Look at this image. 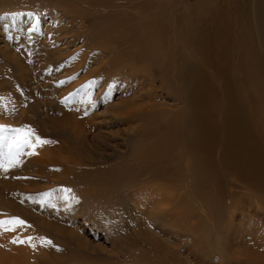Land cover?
<instances>
[{
    "label": "rangeland",
    "instance_id": "obj_1",
    "mask_svg": "<svg viewBox=\"0 0 264 264\" xmlns=\"http://www.w3.org/2000/svg\"><path fill=\"white\" fill-rule=\"evenodd\" d=\"M70 1L82 9L88 6L78 0ZM94 1L101 2L99 9L89 8L84 15L75 17L67 13L64 0H0V17H4L0 19V125L31 128L42 139L51 141L36 148L35 155H27L31 149L26 148L18 158L19 163L7 171L3 165L8 159V148L0 146V220L18 218L25 222L15 231H0L3 244H0V261L3 262L0 264L11 261H16L15 264H167L170 253L177 254V264H236L238 258L244 264L248 254L244 251L249 248L254 250L256 257L248 264H264V254L253 246L259 222H264V194L258 197L255 191H250V196L244 198L242 190L235 189L232 190L238 195L235 199L224 197L223 188L228 187L230 191L231 187L217 159L218 168L204 173L202 189L195 186L191 194H185V189L180 192L182 198H186L182 208L178 206L176 216H170L171 207H166V203L162 207L168 213H156L154 196L162 193L167 197L171 193L158 186L155 177L147 176V171L139 166L138 148L145 127L141 121L129 122L130 110L153 103V92L157 88L162 99L157 100L162 101L157 109L180 112L182 107L175 106L160 87L159 65L148 64L145 71L128 66L136 47L127 42L136 35L123 34L129 25L119 30L112 28L105 19L114 23L117 9L102 11L100 6L106 0H89L92 4ZM162 1L173 10V0ZM120 2L115 0L114 4ZM242 2L249 6L251 0ZM175 3L174 7L184 4L182 1ZM152 12L156 15L159 10L152 9L147 14L151 16ZM184 12L189 14L190 10ZM176 13L174 10L165 16L173 30L165 36L171 45L182 51L181 54L190 57V50L183 47L189 45L188 33H174L178 30ZM180 13V20L191 21L186 13ZM13 17H17L14 23ZM63 26L70 32L64 34L60 30ZM63 47L64 58H60ZM111 47L116 50L113 52ZM136 65L145 68L141 62ZM118 71L123 73L120 75ZM152 77L156 88L149 80ZM140 81L143 82L141 86ZM170 125L156 120L151 128H157L158 133L162 130L170 133ZM127 177L128 181L123 184ZM62 189L70 190L67 199L61 198L65 195ZM45 193L53 195L46 197ZM137 193H143L148 203L144 204L142 197L137 199ZM252 194L262 198L263 203L252 202ZM232 201L234 205L236 202L245 204L251 215L248 213L244 220L238 217V211L230 207ZM254 210L259 213L257 217L252 215ZM223 211L216 221L214 213ZM234 235L239 237L241 254L230 242ZM29 238L35 247L28 243H12L14 239L27 241ZM151 238L156 245H152ZM44 240L51 241V245H45ZM164 245L171 246L165 263L166 255L162 254L167 248L159 251V246Z\"/></svg>",
    "mask_w": 264,
    "mask_h": 264
},
{
    "label": "bare ground",
    "instance_id": "obj_2",
    "mask_svg": "<svg viewBox=\"0 0 264 264\" xmlns=\"http://www.w3.org/2000/svg\"><path fill=\"white\" fill-rule=\"evenodd\" d=\"M78 1L91 7L85 6L87 8L82 9L79 5L70 3V0H64L63 6L67 8V13L71 16L78 17L80 14L84 15L86 13L85 11L89 10V8L90 10H97L99 9L98 3H101L94 1L92 4L89 0H83V2L80 0ZM120 1L122 2L117 5V3L114 4L115 0H106L100 7L102 11L106 12L112 11L109 10L112 8L117 9L116 13L114 12L116 16H114V23L108 21L110 19H105V22H109L112 28L119 30L123 26L127 25L128 27L129 25L128 31H125L123 34L129 35V32H131L136 35L135 39L131 41V37L129 39L131 42H127L130 46L133 45L136 47V52L133 53V50L131 53L128 66L131 69L135 68L140 71H145L149 65H159L161 67L159 71V73L161 72L159 77V81L161 82L160 87L166 91L169 99L174 101L175 106L180 105L178 107H182L180 112L162 111L161 108L157 109V107L162 105V101L157 102L160 98L157 88V91L155 93L153 92L155 99L153 103L142 109L137 107V109H135L133 106V110H130L131 121L129 122L132 124L134 123L133 121H141V123H143V128L145 127V132L143 131L142 134L143 137L139 135L142 138H139L140 142L142 140V143H140L141 146L138 148V155L140 156L139 162H141L139 166L141 169L144 168L147 171V176L150 178L155 177L158 186L164 191L171 193V195L167 197H164L162 193H158L155 196L152 195L155 199L152 198L156 213L159 215L163 212L164 214L168 213L165 212V208L162 207L163 203H166V207H171L169 210H171L172 213L175 212V214L170 213V216H176L179 208H182V201L186 198H182L180 192L185 189V194H191L195 186L202 189L204 173H211L213 171L212 169L218 168L219 166H216V159L220 162L222 171L228 178V186L231 187L230 191L227 190L228 187L223 188L224 197L227 199L231 198V200L235 199L236 196H238L232 191L235 189L242 190L245 196L241 195V197L244 198L250 196V191H255L258 197L264 194V0H251L249 6L244 5L242 2L243 0H215L216 2L214 1L212 3L208 2V0H178V2H176L177 0H173L171 4L173 10H170L169 4H164L162 0H148L142 2L138 0V3H136V0ZM180 1L184 2V4L182 3L181 6H178V4L174 7V3H179ZM164 6H166L167 9H164ZM185 8L186 10H184ZM152 9H157L159 12L156 15L152 12L150 14L151 16H149L147 12L149 13ZM174 10H177L175 18L176 25L178 26V30L176 29L177 31L174 33H188L190 40H188L189 45H183V47L190 50V57L181 54L180 52L182 51H178L176 45H171L168 37L165 36L169 31H173L170 29L172 27L171 18L169 19L171 21L170 27L168 25V17L165 16L169 15ZM181 10L187 12L190 10V13L181 12ZM178 12L182 14L186 13L191 21L184 22L180 20L178 18ZM171 17H173L172 14ZM222 19L224 22L223 27L221 26ZM66 28V26H63L60 30L64 34L69 33L70 31ZM134 34L131 35L133 36ZM59 35L60 34H58V37ZM177 41H179V39H177ZM62 45H60V47ZM63 49L64 47L62 48L60 58H64V56L62 57L64 52ZM113 49L116 50V47ZM56 53H59V51ZM79 54L80 53H78V55ZM117 54L115 53V55ZM103 55H105V52ZM137 61L141 62L142 65L145 64V68L144 66L137 68ZM114 66L115 68L117 67L116 65ZM121 68L125 71L123 65ZM118 73L121 75L123 71H121V73L118 71ZM115 76L114 74L113 77ZM154 77L149 80L152 81L153 88H156ZM139 84L141 86L143 82L140 81ZM160 100L162 99L160 98ZM161 116L163 117L162 119H160ZM156 120H161L163 125L164 123L167 125L172 124V126H169L172 127L170 129L171 131L169 130L170 133H165L168 131L163 132V130L162 132L165 134H163L161 130V133H158L156 132L157 128L152 130L151 125L153 122L156 123ZM158 128L160 129V127ZM217 151H219V154H217ZM72 160L73 159H71V161ZM73 166L76 167L77 163L76 166ZM70 173L73 174V171L71 172L70 170ZM213 174L216 173L214 172ZM73 177L74 176H72V178ZM125 179L126 178H123L122 180ZM74 180L77 179L75 178ZM126 181H128V177L123 184H125ZM243 185H246V187ZM98 187L99 186H97V188ZM94 188L96 187L94 186ZM227 192H229V194ZM89 193L90 192H88V194ZM253 194L254 200H252V202L263 203L262 198H256ZM136 195L138 196H136L137 199L142 197L143 200H145L143 193H139V195L137 193ZM143 200L140 202L142 203ZM148 201L145 200L143 203L147 204ZM178 201L180 202L178 203ZM252 202H249L251 207ZM231 204H233V206L230 207H234L240 214L238 217L243 220L247 218L248 213H250V215L252 213L245 204L236 202L234 205V201H232ZM260 206L261 205L257 207ZM223 214L224 211L221 214L214 213L216 221L219 220ZM252 215L253 217H257L259 213L257 210H254ZM237 228H240V230L242 229L241 226L239 227V224ZM256 230L253 236L255 237L256 243L254 242L255 244L253 246L254 249L257 250L258 248L259 252L264 254L263 221L259 222ZM220 232L222 235V230ZM240 234L241 233H239V235ZM230 239L232 240L230 241ZM230 239L229 241L231 244L235 245L236 251L240 254L243 253V248H241L238 240L239 237L237 238V236H235ZM151 243L154 245L156 242L151 238ZM162 247L167 248L166 252L162 254L166 255L164 256L165 263V259L168 258L167 254L170 253L171 246H159V251H162ZM11 250L8 251V253L11 252ZM244 252L248 253L246 258L247 261L245 259L244 264H248L250 260H255L256 255L253 249L250 250L249 248ZM0 253H2V251ZM176 255L177 254L170 253L167 264H177V260L175 259ZM19 259H21V257H19ZM35 260H37V257ZM240 261V258H238L236 264H241ZM1 262L2 260L0 263ZM13 262L15 264L16 261ZM13 262L11 261V263ZM28 263H30V261Z\"/></svg>",
    "mask_w": 264,
    "mask_h": 264
},
{
    "label": "snow or ice",
    "instance_id": "obj_3",
    "mask_svg": "<svg viewBox=\"0 0 264 264\" xmlns=\"http://www.w3.org/2000/svg\"><path fill=\"white\" fill-rule=\"evenodd\" d=\"M4 19V17H0ZM17 17H13V23L16 21ZM51 143V141L44 140L38 135L35 134V131L31 128H11L8 126L0 125V146H5L8 148V159L7 162L3 165L4 170L7 171L9 167L19 163V156L24 154V150L31 149L27 152V155H35V149L42 147L46 144ZM65 195L61 198L67 199L68 193L70 190H63ZM53 193H45L46 197H51ZM25 222L18 219H7L0 220V231H15V228L23 225ZM12 243H28L30 246L35 247L32 243L31 238L26 240L14 239ZM45 245H51V241L44 240Z\"/></svg>",
    "mask_w": 264,
    "mask_h": 264
}]
</instances>
